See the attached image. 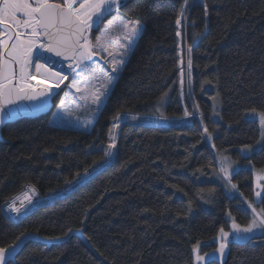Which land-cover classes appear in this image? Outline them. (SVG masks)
Wrapping results in <instances>:
<instances>
[{
	"label": "trees",
	"instance_id": "trees-1",
	"mask_svg": "<svg viewBox=\"0 0 264 264\" xmlns=\"http://www.w3.org/2000/svg\"><path fill=\"white\" fill-rule=\"evenodd\" d=\"M189 7H120L142 32L91 132L51 125L63 91L49 113L2 130L0 249L26 235L44 241L9 264H194L196 247L217 250L229 216L249 227L255 208L264 211L253 172L226 178L217 159L264 169V146L250 158L238 151L261 136L245 117L264 113V0ZM28 189L35 203L12 217L6 208ZM228 248L224 264H264V235Z\"/></svg>",
	"mask_w": 264,
	"mask_h": 264
},
{
	"label": "rangeland",
	"instance_id": "rangeland-1",
	"mask_svg": "<svg viewBox=\"0 0 264 264\" xmlns=\"http://www.w3.org/2000/svg\"><path fill=\"white\" fill-rule=\"evenodd\" d=\"M194 1L190 0L189 11ZM118 5L119 3L116 4L115 8ZM2 21H5L4 17ZM93 22L96 26L102 25V27L95 38L85 46L91 58L82 61L79 65L76 62L77 67L67 80L66 87L61 94L60 103L51 117V125L54 127L83 133L91 132L142 32L139 22L127 19L119 14L109 16L105 20L100 16L94 19ZM27 53L28 51H26ZM60 70V67L54 69L56 72H60ZM129 119V117L118 119L114 125L115 132L122 123L127 122ZM245 119L257 123L261 133L260 140L255 145L238 149L243 158H250L264 146V113L252 111L247 113ZM115 142V137H113L111 141L112 148ZM217 159L226 178H232L241 170H251L253 172L255 206H259L264 196V169H256L251 164L244 165L235 161L231 155L224 153L217 155ZM26 196H29L31 205L21 206L17 211H11L12 206L17 205ZM34 203L33 191L28 189L25 195L13 201L6 209L15 218ZM255 214L260 216L264 222V211L262 209L255 208ZM228 220L231 223L230 231H222L213 240V243L218 245L217 250L203 253L202 246L204 244L196 247L193 253L194 264H208L213 261L224 264L228 257V246L231 242L244 243L261 234L260 223H258L260 226L254 223L249 227H242L235 222L232 216H229ZM13 251L14 247L0 250V264H4Z\"/></svg>",
	"mask_w": 264,
	"mask_h": 264
},
{
	"label": "water",
	"instance_id": "water-1",
	"mask_svg": "<svg viewBox=\"0 0 264 264\" xmlns=\"http://www.w3.org/2000/svg\"><path fill=\"white\" fill-rule=\"evenodd\" d=\"M3 1V0H2ZM2 4V3H1ZM2 6V5H1ZM0 6V143H3L2 130L9 123L34 118L49 113L52 109L54 98L63 90L50 89L44 85L32 86L29 83V71L31 69L34 56L39 54L36 51L25 55L26 43L23 41L13 27L2 21V7ZM57 17L55 29L51 27V18ZM61 24V26H60ZM54 29V30H53ZM53 30V31H52ZM40 42L49 48L42 52V55L51 62H77L78 65L91 55L85 49V46L79 41L76 30L72 29L67 21L62 19L61 15L55 11L48 10L42 13L40 19ZM56 39H61L57 41ZM85 242L82 233L76 234ZM71 236V235H70ZM40 240L36 236L26 235L14 247L12 255L4 264L15 261L16 256L29 241ZM68 239L61 242H65ZM50 245V242H46ZM87 243V242H86ZM4 250V249H0Z\"/></svg>",
	"mask_w": 264,
	"mask_h": 264
},
{
	"label": "flooded vegetation",
	"instance_id": "flooded-vegetation-1",
	"mask_svg": "<svg viewBox=\"0 0 264 264\" xmlns=\"http://www.w3.org/2000/svg\"><path fill=\"white\" fill-rule=\"evenodd\" d=\"M127 1L128 0H0V6L2 5V20L3 17L5 20L3 23L9 24L20 36H22L23 41L26 43L24 50L25 52L28 51V53L25 54L27 56L34 51H36L37 54H42L41 52H45V50L49 48L47 45H43L39 40V37H41L40 19L43 12L52 10L60 14L62 19L67 21L72 29L76 30L79 41L84 46H87L88 42L95 38L102 27V25L96 26L93 22L94 19L102 16V19L105 20L109 16L118 14L120 7ZM117 3H119V5L115 8ZM49 25L52 27L51 23ZM0 35H2L1 29ZM37 58L38 55L34 56V60H32L31 78L37 76L39 63ZM43 63V73L54 76H58L62 73V66L57 62L46 60L43 61ZM53 66L60 67V72L55 73L51 70L50 68Z\"/></svg>",
	"mask_w": 264,
	"mask_h": 264
},
{
	"label": "bare ground",
	"instance_id": "bare-ground-1",
	"mask_svg": "<svg viewBox=\"0 0 264 264\" xmlns=\"http://www.w3.org/2000/svg\"><path fill=\"white\" fill-rule=\"evenodd\" d=\"M57 19H58L57 17L51 18L50 23L52 24L53 28L57 27V25L55 24ZM60 26H61V24H60ZM53 33L57 34L56 36L60 35V34L57 33V29H55V31H53ZM56 40L57 41L58 40L61 41V39H56ZM45 59L48 60L47 57L45 58L44 56H40V58H39L37 76H34L33 78H31L30 74H31L32 69H30L29 78H28L29 79V83L32 86H34V87H37L38 85H44V86H46V87H48L50 89L59 90L65 85L67 80L70 78V76L73 73L74 69L77 67V64H76V62L64 63V62L56 61L60 66H62L63 70H62V73H60L61 75L59 74L58 76H54V75H49V74L43 73V71H42L43 65H44L43 61H46ZM55 68H58V66L57 67L53 66L50 69L54 71ZM54 72L58 73L56 71H54ZM30 202L31 201H30L29 196H26L17 205H15V204H14L15 206L11 205L12 206L11 211H17L18 209H20L21 206H30L31 205Z\"/></svg>",
	"mask_w": 264,
	"mask_h": 264
},
{
	"label": "crops",
	"instance_id": "crops-1",
	"mask_svg": "<svg viewBox=\"0 0 264 264\" xmlns=\"http://www.w3.org/2000/svg\"><path fill=\"white\" fill-rule=\"evenodd\" d=\"M255 217H256V221H255L254 223H256V224L260 223V224H261V226H260L259 224H258V225L260 226V228H261V230H262V231H261V234H260V236H262V235H264V226H263V225H264V222H263V220L261 219L260 216H257V214H256ZM254 223H253V224H254ZM262 226H263V227H262ZM258 237H259V236H258Z\"/></svg>",
	"mask_w": 264,
	"mask_h": 264
},
{
	"label": "built area",
	"instance_id": "built-area-1",
	"mask_svg": "<svg viewBox=\"0 0 264 264\" xmlns=\"http://www.w3.org/2000/svg\"><path fill=\"white\" fill-rule=\"evenodd\" d=\"M125 117H127V116H125Z\"/></svg>",
	"mask_w": 264,
	"mask_h": 264
}]
</instances>
